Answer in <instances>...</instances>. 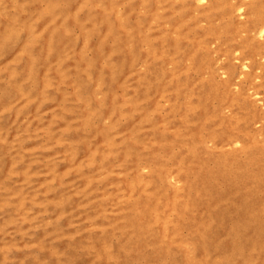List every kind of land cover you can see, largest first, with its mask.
<instances>
[{"label":"bare ground","instance_id":"bare-ground-1","mask_svg":"<svg viewBox=\"0 0 264 264\" xmlns=\"http://www.w3.org/2000/svg\"><path fill=\"white\" fill-rule=\"evenodd\" d=\"M71 1L0 0V12L4 9L16 13L12 24L0 20V49L5 48L6 52L15 49L23 61L13 67L11 61L0 55L1 67L8 74L7 78L0 74V108L8 112L23 109L30 103L37 106L49 92L57 93L61 84L85 87L103 81L109 88V102H112V89L121 83L126 88L136 87L143 99L151 91L168 92L172 96L168 117L173 118L175 114L180 117L172 124L170 121L175 135L169 138L159 128L149 137L152 140L154 137L152 152H149L153 156L151 177L142 179L132 169L128 179L112 172L110 159L102 160L101 169L108 176L104 185L111 189L104 199H99L96 193L93 165L82 166L77 171L59 170L58 156L44 165L48 168L46 175L56 185L38 181L28 196L43 197L54 223L58 219H65L67 224L100 221L111 228L95 241L83 238L71 246H63L66 262L74 259L80 250L85 255L83 264L133 261L140 264H264V147L249 135L251 123H264V113H259L243 96L234 97L226 86L221 89L215 80L193 82L186 73V76H176L166 70L169 63L181 65L184 59H189L190 70L201 74L210 63L208 56L203 55L204 47L214 37L224 40L226 37L229 51L241 49L248 59L264 56V45L254 40V33L264 24V2L256 0L249 8L251 19L245 26L230 22L219 34L212 24L206 30L199 29L190 19L189 5L176 18L171 16L170 8L163 9L159 0L151 3L130 0L132 5L145 8L148 17L157 23L164 18L169 21L170 32L154 35L148 23L128 27L121 18H116L113 0L104 3L79 0L81 8L85 7L89 13L88 20L81 22L70 12L67 13L70 18L65 20L66 12L60 6ZM224 1L226 5V0L212 5L204 18L210 21L224 13L221 8ZM45 4V9L41 8ZM160 10L163 16L158 15ZM225 10L228 11L227 6ZM67 23L81 27L80 38H73ZM20 31L28 33L31 39L20 37ZM240 32L248 35L247 40H238ZM93 34L102 40H114L111 47L104 43L107 54L101 52L100 45L88 44L87 39ZM88 49L94 54L91 61L85 58ZM111 59L114 64L108 62ZM140 61L147 66L144 74L135 73ZM259 91L264 93V75ZM187 93L192 97L188 106L178 100ZM226 107L232 111L229 118L222 115ZM146 125L143 120L132 119L127 133ZM179 132L185 134L178 136ZM238 135H244V159L240 154H210L203 146L208 139L222 146ZM164 141L167 143L164 153L157 156L154 152ZM173 144L181 147L177 153L171 150ZM81 147H85L84 143ZM134 157L139 156L134 153ZM62 160L68 162L67 158ZM209 161H213V168ZM29 165V174L46 169L39 167L41 163L35 159ZM177 165L182 167L185 187L182 193L167 194V189L157 182L176 173L173 169ZM6 168V158L0 156V171ZM63 174H68L73 186L63 185ZM218 180L225 184V191L219 190ZM54 223L52 232L57 234L63 226ZM183 230L187 231L186 237L181 234Z\"/></svg>","mask_w":264,"mask_h":264},{"label":"rangeland","instance_id":"rangeland-1","mask_svg":"<svg viewBox=\"0 0 264 264\" xmlns=\"http://www.w3.org/2000/svg\"><path fill=\"white\" fill-rule=\"evenodd\" d=\"M94 1L104 3L106 0ZM159 1L163 9L170 8L171 16L176 18H180L182 9L189 5L190 19L199 29L206 30L212 24L218 29L219 34L224 32V28L230 22L240 27L245 26L251 19L248 10L256 2V0H226L227 4L224 5L226 3L224 1L221 5L224 13L209 21L204 18L205 13L221 0ZM261 1L264 2V0ZM131 3L130 0H113L112 2L116 18H121L126 26L132 27L143 22V24L148 23L149 30H153L154 35L171 31V24L166 18L161 17L164 19L159 24V21L157 23L153 17H148L145 8ZM226 6L228 11L225 10ZM45 7L46 4L41 6L43 9ZM60 10L66 12L65 20L70 18L67 17L68 12L76 15L81 22H86L89 18L88 11L85 7L81 8L79 0H72L70 4L61 5ZM158 15L163 16V11H158ZM15 16L16 13L12 10L3 9L0 12V20L4 23H14ZM67 28L73 38L78 39L83 34V30L78 25L67 23ZM263 29L264 24L254 33L255 42L261 46L264 45ZM260 33H262L261 36ZM27 34L24 31L19 32L20 37L29 38ZM247 38L248 35L245 32H240L238 35L239 41L247 40ZM87 42L90 46L100 45L101 52L104 54L108 53L104 43L109 47L114 44L112 38L102 40L95 34L90 35ZM142 51L146 52V49ZM203 53L208 56L210 63L204 67L201 74L190 70L189 59H184L181 65L169 63L166 70L176 76H186V73L193 82L215 80L221 89L226 86L234 97L243 96L259 113H264V93L259 91V87L263 85L264 56L259 55L254 59H248L241 49L229 51L226 37L225 40L216 37L209 40ZM0 55L11 61L13 67H18L23 62L19 60V54L13 48L7 52L5 48H1ZM93 57V51L88 49L85 53L86 60L91 61ZM108 62L114 64L113 59ZM146 71L145 62L140 61L135 68V73L144 74ZM0 74L2 77H8L1 63ZM129 82H132V77ZM136 89L134 86L126 88L121 83L112 89V102H109L107 97L109 88L103 81L94 82L85 87H79L73 83L61 84L57 93L49 92L45 100L35 103L37 106L30 103L23 109L14 108L8 112L0 108V156L5 157L7 161V168L0 171V264H83L85 255L80 250L76 252L74 259L66 262L62 254L63 246H71L83 238H93L92 240L95 241L111 230L107 224L100 221L67 224L65 219H58L55 223H59L63 228L55 234L51 228L54 217L45 207L43 197L39 195L30 197L28 192L36 186L38 181L56 185L51 176L46 175L48 168L44 166L48 165L50 159L55 161L54 156H58L61 160L58 164L59 170L67 172L73 169L77 171L85 165H93L92 169L96 171V193L99 199H104L111 191L104 185L108 176L101 169L103 159L111 160L113 173L123 174V177L128 179L132 169L142 179L151 177L153 156L149 152L154 137L153 140L149 137L159 128L163 129L164 135L169 138L175 135L170 121L172 120V124L173 121L179 120L180 116L175 114L173 118L168 117V111L172 106L170 93L151 91L147 99H143V96L137 94ZM178 100L188 106L192 97L187 93ZM154 107L156 110L153 109ZM222 115L229 118L232 116V111L228 107L223 108ZM83 116L87 117V120H84ZM132 119L143 120L147 125L142 126L140 130L136 127L133 132L127 133ZM184 134L185 132H179L178 136ZM249 135L264 147V123L260 121L251 123ZM243 138L244 135H238L222 146L215 140L208 139L203 146L210 154L219 152L240 154L244 159ZM83 143L84 148L81 147ZM165 146H167L166 141L154 153L161 156ZM170 147L174 153L181 148L176 144ZM82 149H85V153ZM100 151L103 153L98 156ZM134 153L139 157H134ZM62 158H67L68 162ZM33 159L41 163L39 167H46L44 171H41L42 173L29 174V164ZM128 163L131 166H127ZM208 164L211 168L214 167L213 161H209ZM173 171L176 173L169 175L162 182H157V185L167 189V194L182 193L185 187L181 165L174 166ZM61 182L64 186H73V181L68 174H63ZM218 182L219 190L225 191L226 186L222 180ZM90 201L91 199L88 198V202ZM81 226L83 230L79 229ZM181 234L186 237L187 231L183 230ZM130 264H140V262L133 261Z\"/></svg>","mask_w":264,"mask_h":264}]
</instances>
